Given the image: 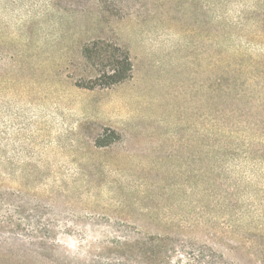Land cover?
Masks as SVG:
<instances>
[{
  "label": "rangeland",
  "instance_id": "obj_1",
  "mask_svg": "<svg viewBox=\"0 0 264 264\" xmlns=\"http://www.w3.org/2000/svg\"><path fill=\"white\" fill-rule=\"evenodd\" d=\"M259 1L0 0V264H264Z\"/></svg>",
  "mask_w": 264,
  "mask_h": 264
},
{
  "label": "trees",
  "instance_id": "obj_2",
  "mask_svg": "<svg viewBox=\"0 0 264 264\" xmlns=\"http://www.w3.org/2000/svg\"><path fill=\"white\" fill-rule=\"evenodd\" d=\"M258 3H261L259 0H257ZM256 15L254 16L253 13L251 15H241V17L238 19V21L235 24H240L243 25L244 22H247L248 20H253L255 25L259 27H264V9L259 10V13H255ZM224 17V15H222ZM244 21V22H243ZM234 25L231 23L225 22L224 18L222 21V26L220 28V44L223 47H229L228 45V40L230 41L231 35L228 32V29L233 28ZM255 37V36H253ZM247 42H251V39L247 38ZM111 45L108 43H104L101 41H93L89 45H86L83 49L84 56L87 58L101 54L103 55V58L106 59L108 62H111L112 65L116 62V65H118V71H113L112 74H100L98 77L95 79V85L99 86H108L111 84H115L119 81H122L126 79L128 76H130L131 70H132V64L130 63V58L128 56V53L125 51L122 53L121 60H113L111 53H109V48ZM222 51V72L219 77V87L221 91V95L223 98V101L227 102V99H232L230 96L232 92L234 91V87L238 84V76L234 74V68L242 65L243 62V57H246V54H243L242 52H236L234 53L233 58H227L224 57ZM248 58V57H247ZM251 61V65H255L257 63V60L252 62V59L249 57ZM115 65V64H114ZM229 113L224 115L222 114L223 119H226V122L229 123L230 118L228 116H231L232 113L234 112L232 109L229 110ZM222 119V120H223ZM231 125V124H229ZM222 136L229 135V128H225L222 126ZM228 130V131H227ZM232 132V131H230ZM227 138H231V135L227 136ZM228 142V141H227ZM223 152V153H222ZM233 152H235L233 144H229L228 147L225 146H219V155H222L221 157L223 159H228L233 160L236 156H233ZM222 160V159H221ZM159 257V256H157ZM152 258H156V256H152Z\"/></svg>",
  "mask_w": 264,
  "mask_h": 264
}]
</instances>
